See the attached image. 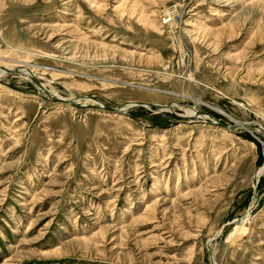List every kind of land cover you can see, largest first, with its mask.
I'll list each match as a JSON object with an SVG mask.
<instances>
[{
	"label": "rangeland",
	"instance_id": "rangeland-1",
	"mask_svg": "<svg viewBox=\"0 0 264 264\" xmlns=\"http://www.w3.org/2000/svg\"><path fill=\"white\" fill-rule=\"evenodd\" d=\"M0 57L90 100L0 78V264H264V0H0Z\"/></svg>",
	"mask_w": 264,
	"mask_h": 264
},
{
	"label": "bare ground",
	"instance_id": "bare-ground-1",
	"mask_svg": "<svg viewBox=\"0 0 264 264\" xmlns=\"http://www.w3.org/2000/svg\"><path fill=\"white\" fill-rule=\"evenodd\" d=\"M166 22V21H165ZM1 60H4L3 58H1L0 57V61ZM5 61V60H4ZM6 61H8L9 62V59H6ZM13 64V65H12ZM29 64V63H28ZM28 64H26V63H15V62H10V64H9V67H2V68H0V78L1 77H3V76H5V75H8L9 74V71H13L14 69H17V73L18 74H20V75H22L25 79H29L30 80V77L32 76V74H33V72H34V70H35V68H30L29 66H27ZM10 65H12V66H10ZM14 72V71H13ZM30 82H31V80H30ZM44 88V90L45 91H47L46 93H50L51 95H53L54 96V94L53 93H51L49 90H47L46 88H45V85L44 84H41L40 83V91L42 90V89ZM55 97H57V98H59V96H55ZM61 99V98H60ZM73 102H78V101H82V100H87L86 98H72L71 99ZM88 101V100H87ZM90 101V100H89ZM88 101V102H89ZM93 104V103H92ZM141 104V103H140ZM94 105V104H93ZM135 105V103L134 104H130V105H127V106H125L123 109H121V108H118V110L117 111H120L121 113L122 112H126L127 110H129L130 108H132L133 106ZM143 106H145V104H143ZM173 107H178L177 105L176 106H172V107H170V108H173ZM181 109H183L184 110V114H187V115H193V113L194 114H196V112L194 111V110H192V109H187V108H181ZM165 110H168V108H165ZM239 125H243V124H239ZM244 126L245 127H250V126H253V125H245L244 124ZM261 128H258L256 131H255V133L256 132H261V133H264V132H262L261 130H260ZM255 130V129H254ZM264 135V134H263ZM263 170V169H262ZM259 171L260 172V174L259 175H257V173H255V176H254V178L257 180L259 177H260V175L263 173V171ZM258 172V173H259ZM250 212H251V209L250 210H248V212H246L245 213V218H244V220H242L241 222H239V223H241L242 225H246V222L248 223V220L247 219H249L250 218ZM242 225H240V226H242ZM244 226H242V228L244 227ZM247 230V228H245V230L244 231H246Z\"/></svg>",
	"mask_w": 264,
	"mask_h": 264
},
{
	"label": "water",
	"instance_id": "water-1",
	"mask_svg": "<svg viewBox=\"0 0 264 264\" xmlns=\"http://www.w3.org/2000/svg\"><path fill=\"white\" fill-rule=\"evenodd\" d=\"M14 72H18L17 71V69H14L13 70ZM30 80L33 82V84H35V86L36 87H38L39 89H40V84H38L36 81H35V79L31 76L30 77ZM42 89V88H41ZM43 90V89H42ZM44 91V90H43ZM45 92V91H44ZM46 93V92H45ZM47 94V96L50 98V99H52V100H54V101H56V102H64V103H68V104H74L73 103V101L72 100H62V99H60V98H56V97H53V96H51L50 94H48V93H46ZM103 106V105H102ZM102 106H100V108L102 107ZM134 106H143V104L141 103H135V105ZM143 107H148V108H155V107H158V108H161L162 110H165V108H168V110H170L171 108H170V106H158V105H154V104H145V106H143ZM103 108H105V109H107V107H104L103 106ZM116 110H118V109H115V110H111V111H116ZM262 130V132H264V130L263 129H261ZM223 229V228H222ZM222 229L219 231V234L214 238V239H212V240H215L220 234H221V232H222Z\"/></svg>",
	"mask_w": 264,
	"mask_h": 264
}]
</instances>
